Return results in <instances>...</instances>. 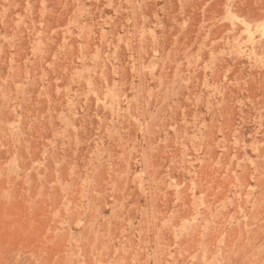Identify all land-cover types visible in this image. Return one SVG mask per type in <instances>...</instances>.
<instances>
[{"label":"rangeland","instance_id":"rangeland-1","mask_svg":"<svg viewBox=\"0 0 264 264\" xmlns=\"http://www.w3.org/2000/svg\"><path fill=\"white\" fill-rule=\"evenodd\" d=\"M0 264H264V0H0Z\"/></svg>","mask_w":264,"mask_h":264}]
</instances>
